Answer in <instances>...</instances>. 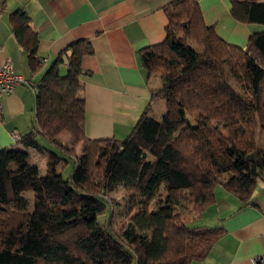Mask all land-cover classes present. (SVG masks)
<instances>
[{
    "label": "trees",
    "instance_id": "obj_1",
    "mask_svg": "<svg viewBox=\"0 0 264 264\" xmlns=\"http://www.w3.org/2000/svg\"><path fill=\"white\" fill-rule=\"evenodd\" d=\"M166 2L165 39L140 51L148 76L156 75L161 87L150 91L126 138L86 136L80 63L92 54L89 41L62 50L36 85L35 126L15 147L0 150V264L203 262L224 232L190 228L175 209L191 200L198 220L215 203L217 186L240 209L253 204L257 184L264 183V150L257 142L264 133V0H229L236 21L263 27L244 48L205 24L198 0ZM10 23L35 72L38 39L28 17L18 11ZM158 102L165 110L156 120ZM28 150L47 158L45 175L27 162ZM68 163L73 170L63 178L55 169ZM117 188L129 193L131 207L115 234L112 210L107 226L100 218Z\"/></svg>",
    "mask_w": 264,
    "mask_h": 264
},
{
    "label": "crops",
    "instance_id": "obj_2",
    "mask_svg": "<svg viewBox=\"0 0 264 264\" xmlns=\"http://www.w3.org/2000/svg\"><path fill=\"white\" fill-rule=\"evenodd\" d=\"M166 3L0 0V62L9 59L19 75L38 85L62 50L74 42L89 41L92 54L84 56L80 63L86 136L91 140L124 139L148 105L150 91L157 90L143 67L140 51L165 39ZM198 3L205 24L230 45L244 48L250 35L263 30L260 25L236 21L230 14L229 0ZM18 11L28 17V24L37 35L40 65L35 72L12 31L10 16ZM65 70L66 66H62L61 73ZM34 126L35 92L31 86L19 85L1 99L0 150L15 147L12 135L22 137ZM261 148L264 150V146ZM214 194L215 203L198 220L191 216L183 221L190 228H220L224 235L205 261L192 264H253L264 257V183L257 184L253 204L243 209L222 187L217 186Z\"/></svg>",
    "mask_w": 264,
    "mask_h": 264
},
{
    "label": "rangeland",
    "instance_id": "obj_3",
    "mask_svg": "<svg viewBox=\"0 0 264 264\" xmlns=\"http://www.w3.org/2000/svg\"><path fill=\"white\" fill-rule=\"evenodd\" d=\"M151 81L152 83L155 84V88L157 90L161 87V81L156 75L151 76ZM156 104L157 105L155 104L153 105L154 111L152 113V116L156 120H159L161 117L162 111L165 110V106H164V102H158ZM61 141L66 146L70 145V140L67 136H63L61 138ZM257 142L260 147L264 146V133L263 132H259ZM75 152L77 156L80 154L79 146L75 148ZM27 162L32 165L36 164L37 167L39 168L41 175H45L49 171V168H48L49 164L47 162V158L39 155L33 150H30V152L28 153ZM60 167L61 165H58L55 171L57 173L61 172L63 178H67L69 175H71L72 170H73L72 163H68V165L66 166V168H64L63 171L60 170ZM15 168L16 166H12V169H15ZM24 198L28 202V206L26 208L27 212H31L32 211V195L29 193H26L24 194ZM109 199L112 202V206L111 207L109 206V210L107 211V213L104 215V217L100 218V223L107 226L109 213H111V210H112V219H111L110 229L112 230L113 233L118 234L121 227L126 223L128 219V213H129L128 211L131 207L130 195L129 193L125 192L122 188H117L113 193L109 195ZM182 206H184L186 209L178 206L175 209V211L178 215H180V218L183 221L184 219L187 220L189 217L191 218V216H193L190 213V209H192L191 200H187L186 202L182 204ZM156 208L157 207L154 204V201H152L150 205V209L155 210ZM188 226L190 227L191 225L189 224Z\"/></svg>",
    "mask_w": 264,
    "mask_h": 264
},
{
    "label": "built area",
    "instance_id": "obj_4",
    "mask_svg": "<svg viewBox=\"0 0 264 264\" xmlns=\"http://www.w3.org/2000/svg\"><path fill=\"white\" fill-rule=\"evenodd\" d=\"M1 53V50H0ZM19 85L31 86L35 92L36 85H32L30 81L25 80L19 75L13 68L9 59L0 62V110H1V99L12 93L14 88ZM14 142H18L20 137L17 134L12 135ZM253 264H264V257L257 258Z\"/></svg>",
    "mask_w": 264,
    "mask_h": 264
}]
</instances>
